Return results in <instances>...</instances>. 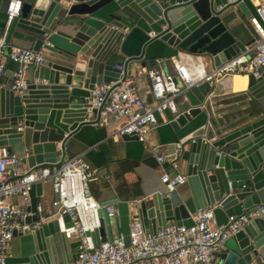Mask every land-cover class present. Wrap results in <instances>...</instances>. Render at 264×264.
Here are the masks:
<instances>
[{"label":"water","instance_id":"1","mask_svg":"<svg viewBox=\"0 0 264 264\" xmlns=\"http://www.w3.org/2000/svg\"><path fill=\"white\" fill-rule=\"evenodd\" d=\"M21 1L20 15L7 26V41L11 36L27 41L36 51L48 43L49 53L36 65L33 81L22 93L0 86V146L12 151L14 144L24 141L23 128H29L31 152L22 158L28 167L59 163V151L68 137L91 124L86 116L93 86L126 75L129 61L142 59L151 42L156 41L158 53L166 47L210 55L215 67L254 41L239 37L234 24L239 12L245 18L255 14L249 0ZM125 31L143 32L148 38L140 54L126 59L120 69L108 59ZM148 60L154 66V57ZM212 88L207 80L186 89L187 107L169 120L178 136H162L153 148L141 152V162L150 168L173 163L184 168L186 189L167 192L164 187L131 201L114 197L98 202L102 227L85 232L95 245L100 243L99 235L108 241L113 237L107 215L112 205L119 217L115 230L128 245L134 219L141 221L146 232H156L171 223L190 226L196 209L212 206L216 224L221 225L229 216L264 203V70L259 77L247 76L246 91L254 100L250 112L224 130L212 127L204 106ZM91 111L97 113L94 108ZM121 138L137 140L134 134ZM41 187L42 183L35 184L37 195ZM36 221V214L27 215L24 228L13 230V236H30L32 251L10 264H75L80 241L67 239L56 218L32 227ZM63 221L66 227L71 225L67 214ZM218 257L224 264H264V220L250 219Z\"/></svg>","mask_w":264,"mask_h":264},{"label":"built area","instance_id":"2","mask_svg":"<svg viewBox=\"0 0 264 264\" xmlns=\"http://www.w3.org/2000/svg\"><path fill=\"white\" fill-rule=\"evenodd\" d=\"M233 1V0H230ZM21 0H9L5 8L6 30L10 21L20 15ZM249 22L256 37L245 51L226 60L211 70L200 63L189 65L179 55L168 60L174 67L173 72L161 66H151L146 70L149 80L150 100L140 93V88L132 75L128 73L115 81L96 83L90 90L88 102V120L93 125L108 126L116 124L117 135L134 134L137 140L147 147V135L158 125L157 114L165 111L176 115L179 111L178 98L186 89L207 80L216 83L235 74H252L259 77L264 70V6H255V14ZM6 30L0 36V75L5 68L4 58L18 64L13 75L10 89L22 93L28 82L27 72L30 66L40 63L41 51L30 47L10 45L6 39ZM49 46V44H46ZM122 69V65H117ZM214 85V84H213ZM208 94H211L208 93ZM205 106V105H204ZM96 109L94 114L91 109ZM180 147V144H176ZM153 148V146H149ZM58 164L28 167L22 158L7 146H0V264H7L8 250L13 238V230H22L24 218L36 214L38 221L31 224L36 227L40 222L56 218L60 231L67 239L79 240L75 264H224L217 256L218 249L250 219L264 220V203L240 215L229 216L226 224L217 225L213 207L198 208L192 215L190 226L169 224L156 232H146L141 221H130V243L125 245L122 235L117 234L111 240H102L94 244L90 233L99 231L102 220L98 217V202L90 191L92 171L82 154L61 158ZM161 163L162 157L158 158ZM173 166H176L173 163ZM49 181L54 192L51 200L52 212L44 214L43 202L32 205V192L36 183ZM161 181L167 192L176 189L185 182L181 173H163ZM15 197L17 201L9 200ZM30 208V210H29ZM67 214L71 225L66 227L63 215ZM108 217L119 225L117 209L107 208Z\"/></svg>","mask_w":264,"mask_h":264},{"label":"crops","instance_id":"3","mask_svg":"<svg viewBox=\"0 0 264 264\" xmlns=\"http://www.w3.org/2000/svg\"><path fill=\"white\" fill-rule=\"evenodd\" d=\"M6 2L7 0H4L0 4V36L6 30ZM258 4L264 6V0H249V7L252 12H254L255 6ZM234 24L238 25L237 34L239 37L248 41L255 39L256 34L249 22V18L243 17L239 12L234 19ZM20 27H22V25H20ZM147 38V35L143 32L137 31L135 33L132 31H125V34L115 47L114 52L110 55L108 62L111 64L123 65L125 60L129 57L140 54L142 44ZM8 42L10 45L31 47V43L21 41L12 36ZM46 44L47 43H44L40 50L43 57L48 56L49 53ZM155 47L156 41L151 42L146 46V51L142 59L131 60L127 65V73L135 78L140 88V93L146 100H150L148 92L149 80L146 74V70L151 67L148 63L149 58L154 57V65H159L168 72L174 71L173 65L168 60V58L173 55H179L186 59L190 66L200 63L206 70H211L214 67L210 55L193 54L188 51H178L166 47H164V51L158 53ZM4 63L5 68L0 75V86H7L10 88L18 64L7 58H4ZM35 68L36 66H30L28 68V83L33 81V72ZM234 76L236 75L227 76L213 83L215 88H212L211 94H208L205 107L208 109L210 116L209 121L214 128H221L223 130L228 128L238 121L239 118L248 114L254 104V100L246 91L247 84L243 89L233 87V82L235 80ZM62 79L63 78H61L60 81H62ZM187 105L188 101L184 95L178 98L179 110L185 109ZM173 116L174 115L169 111H165L163 114L158 115V125L153 127L147 135L148 147L154 146L162 136L168 137L169 139L175 138L177 134L169 125V120ZM88 117L90 118L89 114H87L86 118L88 119ZM202 117L204 119L205 115L203 114ZM116 128V124L108 126L86 124L76 133L68 137L62 151L59 149V155L62 154L61 158L71 157L77 154L83 155V158L88 162L92 171L90 191L97 202L114 197H118L120 200L131 201L141 195L150 196L151 193L165 187L164 183L161 181L163 173L172 175L178 172L184 174V168L177 165L166 168L158 166L153 169L143 164L141 162V152L142 149L147 148V146L138 140H123L121 135L115 133ZM23 130L25 132L23 143H16L11 147L12 151L21 158H23L25 154L31 152V130L29 128H23ZM57 146L60 148V143ZM59 157L60 156H58L57 159L58 162H60ZM178 188L186 189V186L183 183L180 184ZM54 196L51 183L49 181L43 182L40 195L36 194L35 189L32 192V205L35 206L36 203L43 202L44 214L49 215L52 212L51 200ZM9 200L17 201V198L12 197ZM130 204L133 205L132 202H130ZM111 207L117 209L116 205H112ZM111 225L113 236H115L117 232L113 220ZM69 240L72 241L75 239L71 238ZM230 241L231 237L218 249L217 256H219L220 250L225 248ZM31 248L30 236L16 233L10 243L7 264L21 260L23 256L31 253Z\"/></svg>","mask_w":264,"mask_h":264},{"label":"bare ground","instance_id":"4","mask_svg":"<svg viewBox=\"0 0 264 264\" xmlns=\"http://www.w3.org/2000/svg\"><path fill=\"white\" fill-rule=\"evenodd\" d=\"M235 80L233 82V87L237 89H243L247 84V76L235 74Z\"/></svg>","mask_w":264,"mask_h":264},{"label":"rangeland","instance_id":"5","mask_svg":"<svg viewBox=\"0 0 264 264\" xmlns=\"http://www.w3.org/2000/svg\"><path fill=\"white\" fill-rule=\"evenodd\" d=\"M234 78H235V76H234Z\"/></svg>","mask_w":264,"mask_h":264}]
</instances>
